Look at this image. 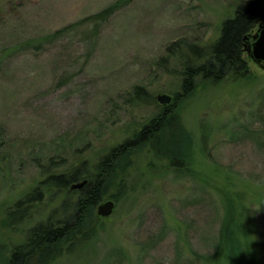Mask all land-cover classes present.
Wrapping results in <instances>:
<instances>
[{
	"label": "rangeland",
	"instance_id": "rangeland-1",
	"mask_svg": "<svg viewBox=\"0 0 264 264\" xmlns=\"http://www.w3.org/2000/svg\"><path fill=\"white\" fill-rule=\"evenodd\" d=\"M116 1L0 0V246L6 250L78 197L45 190L49 176L92 171L155 115L158 96L173 100L189 55L167 47L183 42L204 52L242 0H134L96 37L49 39ZM256 31L263 38L264 27ZM253 37L252 54L244 49L251 79L199 82L179 108L202 178L175 179L163 161L144 153L126 178L127 194L100 218L97 237L54 264H204L228 190L239 193L253 243L264 246V151L252 132L264 125V70L253 57ZM35 40L39 50L26 43ZM218 171L230 173L228 185ZM35 189L42 196L29 206L28 219L8 227L7 213Z\"/></svg>",
	"mask_w": 264,
	"mask_h": 264
},
{
	"label": "trees",
	"instance_id": "trees-1",
	"mask_svg": "<svg viewBox=\"0 0 264 264\" xmlns=\"http://www.w3.org/2000/svg\"><path fill=\"white\" fill-rule=\"evenodd\" d=\"M133 1L117 0L99 13L51 33L49 39L55 41L75 34L86 39L96 37L103 24ZM260 25H264V0H242L232 15L223 21L218 38L204 52L196 50L193 45L185 48L183 42L169 45L168 52L181 48L188 49L186 53L189 55L182 72L180 91L173 95L172 102L157 104L155 115L103 155L92 171L81 167L49 176L42 183L45 190L61 189L78 197L73 205L65 201L46 221L29 229L21 243L8 250L1 245L0 264H54L59 258L73 254L93 241L99 234L101 223V217L96 215L98 205L105 200L118 202L127 194L126 178L136 159L144 153L163 161L175 179H201L197 145L182 121L179 108L193 95L199 82L219 84L228 78L246 81L252 78L246 74L248 65L244 60V49L246 38ZM26 43L32 44L36 50L41 48L36 40ZM136 93L139 94L137 89ZM252 132L264 151V125H258ZM217 174L228 185L230 173L218 171ZM84 180L88 181L84 189L71 190L72 184ZM222 194L223 219L213 253L206 257L204 264H259L257 258L264 252V246L262 243L255 245L250 237L240 208L239 193L228 190ZM41 196L39 189H35L16 202L14 211L7 213V226H17L27 220L29 206ZM60 216L64 219H59Z\"/></svg>",
	"mask_w": 264,
	"mask_h": 264
},
{
	"label": "water",
	"instance_id": "water-1",
	"mask_svg": "<svg viewBox=\"0 0 264 264\" xmlns=\"http://www.w3.org/2000/svg\"><path fill=\"white\" fill-rule=\"evenodd\" d=\"M260 27L262 28L264 26H260ZM249 37L250 36H248L246 39H248ZM255 39L257 40V42L254 45L253 57H254L256 63H258L260 65L261 69L264 70V36L261 39H259L256 36ZM157 100L161 105H166V104H170L172 102V97L164 94V95L158 96ZM87 182H88L87 180H84L82 182L74 183L71 185V190L72 191H76V190L80 191V190L84 189V187L87 185ZM114 208H115L114 201L107 200V201L101 203L100 205H98V207L96 209V215L98 217L107 218V217L112 215Z\"/></svg>",
	"mask_w": 264,
	"mask_h": 264
},
{
	"label": "flooded vegetation",
	"instance_id": "flooded-vegetation-1",
	"mask_svg": "<svg viewBox=\"0 0 264 264\" xmlns=\"http://www.w3.org/2000/svg\"><path fill=\"white\" fill-rule=\"evenodd\" d=\"M260 26H264V25H260ZM259 26V27H260ZM261 28V27H260ZM260 28H258V29H256V30H259ZM256 30H254V32H252L251 34H250V37L247 39V41H246V44H245V48L247 49V51H248V53L251 55L252 54V44H253V41H251L252 39V36H254L253 37V39L254 40H256L255 39V37L257 36V31ZM255 34V35H254ZM251 41V42H250Z\"/></svg>",
	"mask_w": 264,
	"mask_h": 264
}]
</instances>
